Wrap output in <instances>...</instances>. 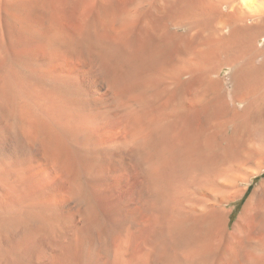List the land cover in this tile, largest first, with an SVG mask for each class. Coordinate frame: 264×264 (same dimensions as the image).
Here are the masks:
<instances>
[{
	"label": "bare ground",
	"instance_id": "1",
	"mask_svg": "<svg viewBox=\"0 0 264 264\" xmlns=\"http://www.w3.org/2000/svg\"><path fill=\"white\" fill-rule=\"evenodd\" d=\"M261 176L264 0H0V264H264Z\"/></svg>",
	"mask_w": 264,
	"mask_h": 264
},
{
	"label": "rangeland",
	"instance_id": "2",
	"mask_svg": "<svg viewBox=\"0 0 264 264\" xmlns=\"http://www.w3.org/2000/svg\"><path fill=\"white\" fill-rule=\"evenodd\" d=\"M263 178L264 177L261 176L259 178L254 179V181L251 183L250 189L252 190L257 185V183ZM251 190H250V192H248L249 194L245 198H243V200H241V201H239L233 205L236 207V209H235V212L233 213L232 222H234L238 218V215L240 214V212H241V210H242V208H243V206L247 200V197L250 195Z\"/></svg>",
	"mask_w": 264,
	"mask_h": 264
}]
</instances>
